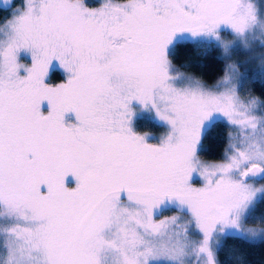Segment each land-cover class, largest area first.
Listing matches in <instances>:
<instances>
[{
	"label": "snow or ice",
	"instance_id": "obj_1",
	"mask_svg": "<svg viewBox=\"0 0 264 264\" xmlns=\"http://www.w3.org/2000/svg\"><path fill=\"white\" fill-rule=\"evenodd\" d=\"M0 12V264H224V240H264V99L241 96L264 87V0ZM205 46L225 61L211 85L174 63Z\"/></svg>",
	"mask_w": 264,
	"mask_h": 264
},
{
	"label": "trees",
	"instance_id": "obj_2",
	"mask_svg": "<svg viewBox=\"0 0 264 264\" xmlns=\"http://www.w3.org/2000/svg\"><path fill=\"white\" fill-rule=\"evenodd\" d=\"M5 15H8V13L0 12V16ZM219 56L220 54L217 49L200 54L192 48H188L177 52L174 63L190 75L210 84L222 73L224 67V61L218 59ZM247 89L251 94L264 99V87L260 83L253 84L248 82ZM162 129L160 127L145 128V130L152 132H160ZM224 133H226L225 128L218 129L216 139L213 142L205 143L208 151L203 154L204 158L208 160H218L221 158L225 145ZM260 210L258 208V211ZM230 249H236L240 253H243L245 256V264H264V240L254 242L253 244H249L242 239L228 238L224 240V247L219 256L224 264H235L234 260L228 259Z\"/></svg>",
	"mask_w": 264,
	"mask_h": 264
},
{
	"label": "rangeland",
	"instance_id": "obj_3",
	"mask_svg": "<svg viewBox=\"0 0 264 264\" xmlns=\"http://www.w3.org/2000/svg\"><path fill=\"white\" fill-rule=\"evenodd\" d=\"M224 35L227 36L226 33H225ZM229 38H230V37H229ZM212 49H216V48H214V47H212V46H205V47H202V48L198 51V53H200V54H204V53H207L208 51H210V50H212ZM217 50L219 51V49H217ZM260 52H261V49L259 48L258 45H256V46L253 47V51H252V53H251L250 55H259ZM219 54L221 55L220 51H219ZM246 58H247V55H246L245 53H243V52H237V53H235V54L233 55V59H234V60H236V59H241V60H243V59H246ZM224 64H225V61H224ZM246 67H248L249 69H256V68L259 67V64H258L257 62H252V63L246 65ZM223 68H224V67H223ZM181 71H183L184 73L190 75L187 71H185V70H183V69H181ZM221 76H222V73H221L218 77H216V79L213 80L209 85L214 84V83L216 82V80H217L218 78H220ZM196 78H197V77H196ZM197 79H198V78H197ZM247 83H248V82H246V83H245V86L241 89V96H242V97H244V96H246V95H249V94H250V95H253V94H251V93L248 91V89H247ZM254 96H255V95H254ZM256 97H257V96H256ZM226 131H227V129H226ZM161 132H163V129H162L160 132H154V133H156L157 135H159ZM225 147H226V142H225V145H224V148H223V151H222L221 158L218 159V160H208V159L204 158L203 156H202V158L205 159V160H207V161H209V162H218V161H220V160L222 159V157H223ZM262 183H264V181H262ZM171 214H172V213H166V215H171ZM247 226H248V227H259L260 225H255V224H252V223L250 222Z\"/></svg>",
	"mask_w": 264,
	"mask_h": 264
}]
</instances>
